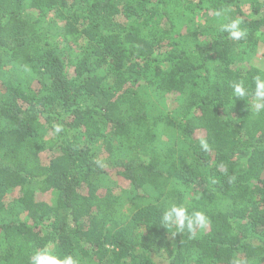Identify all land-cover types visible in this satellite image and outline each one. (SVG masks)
<instances>
[{"label":"trees","instance_id":"obj_1","mask_svg":"<svg viewBox=\"0 0 264 264\" xmlns=\"http://www.w3.org/2000/svg\"><path fill=\"white\" fill-rule=\"evenodd\" d=\"M256 57L264 0H0V264H264Z\"/></svg>","mask_w":264,"mask_h":264},{"label":"clouds","instance_id":"obj_2","mask_svg":"<svg viewBox=\"0 0 264 264\" xmlns=\"http://www.w3.org/2000/svg\"><path fill=\"white\" fill-rule=\"evenodd\" d=\"M217 16L221 15V12H216ZM242 21L240 19H233L228 23H224L220 26V31L228 34V37L234 41H240L247 35L245 29L241 27ZM27 71L28 69L25 68ZM233 95L236 98L243 99L249 95L248 89L245 87L244 82H234L231 85ZM254 97V110L256 113L264 111V78L257 76L255 78V90L252 93ZM62 131L61 126L55 127V132ZM202 147L207 150L208 145L202 141ZM160 224L168 229H175L173 235L177 233H183L187 230L190 233H195L197 229L203 230L209 224L208 217L201 211H193L189 213L187 208L183 205L172 204L165 208L163 211ZM30 264H78V261L71 255L61 258L53 251L45 248L36 251L30 258Z\"/></svg>","mask_w":264,"mask_h":264},{"label":"rangeland","instance_id":"obj_3","mask_svg":"<svg viewBox=\"0 0 264 264\" xmlns=\"http://www.w3.org/2000/svg\"><path fill=\"white\" fill-rule=\"evenodd\" d=\"M254 61L257 65L264 68V59L262 57H256ZM49 197H50V194L47 195L48 199H49Z\"/></svg>","mask_w":264,"mask_h":264}]
</instances>
